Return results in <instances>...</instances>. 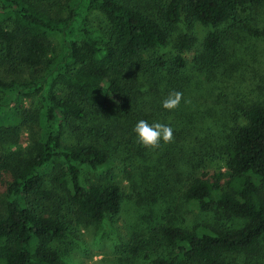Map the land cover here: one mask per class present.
<instances>
[{
    "label": "trees",
    "instance_id": "trees-1",
    "mask_svg": "<svg viewBox=\"0 0 264 264\" xmlns=\"http://www.w3.org/2000/svg\"><path fill=\"white\" fill-rule=\"evenodd\" d=\"M35 1L0 0V45L6 51L0 64V264H60L58 243L68 232L118 216L123 185L99 173L111 157L106 146L129 159L135 124L147 121L170 94L208 101L199 73L207 81L224 75V25L240 22L264 2L57 0L56 11ZM183 21L211 27L193 63L186 52L195 39L187 34L174 56L146 59ZM191 65L197 75H185ZM237 112L221 149L222 166L189 173L183 198L244 224L164 225L165 252L150 264H236L233 255L258 254L264 235V98ZM24 130L29 144L17 151ZM145 149L151 148L140 147ZM204 163L200 158L195 166Z\"/></svg>",
    "mask_w": 264,
    "mask_h": 264
},
{
    "label": "rangeland",
    "instance_id": "rangeland-1",
    "mask_svg": "<svg viewBox=\"0 0 264 264\" xmlns=\"http://www.w3.org/2000/svg\"><path fill=\"white\" fill-rule=\"evenodd\" d=\"M35 2L57 11V0ZM224 28L228 39L224 75L207 81V75L199 73L210 93L208 101L180 94L175 108H163L164 98L159 100L160 105L154 106L156 110H150L146 116L150 124L157 122L169 126L173 131L172 140L161 142L159 149L140 150L145 147L136 138L134 150L128 152L129 159H125V154L111 152L106 146L111 157L99 173L105 180L121 181L124 188L122 210L118 216L108 215L101 223L92 222L68 232L58 243L62 256L60 264H150L152 258L165 252L159 231L164 225L192 227L204 221L233 227L244 224V219L225 211H203L183 198L189 173L203 174L222 166L221 149L230 140V125L240 106L264 98V2L255 5L240 22L224 25ZM210 30L209 26L183 21L174 28L167 44L146 53V59L174 56L181 36L187 34L195 39L192 50L186 52L189 63H193ZM5 55V48L0 45V64ZM192 67L189 66L185 75L192 76ZM31 100H25V107H29ZM213 101L216 102L214 106ZM29 137L28 130H24L15 149L25 150ZM192 148L196 154L189 153ZM180 149L181 152H177ZM189 155L193 157L194 166L187 162ZM200 158H206V163L195 166ZM233 257L236 264H264V235L254 257L248 259L244 254Z\"/></svg>",
    "mask_w": 264,
    "mask_h": 264
},
{
    "label": "clouds",
    "instance_id": "clouds-1",
    "mask_svg": "<svg viewBox=\"0 0 264 264\" xmlns=\"http://www.w3.org/2000/svg\"><path fill=\"white\" fill-rule=\"evenodd\" d=\"M180 93L170 94L162 102V107L165 109H173L180 102ZM137 140L146 148H156L161 142H169L173 138L172 129L164 124L153 122L148 123L145 120H139L133 129Z\"/></svg>",
    "mask_w": 264,
    "mask_h": 264
}]
</instances>
